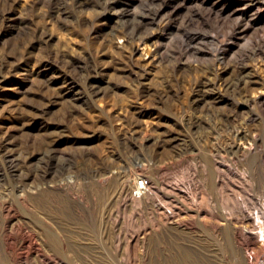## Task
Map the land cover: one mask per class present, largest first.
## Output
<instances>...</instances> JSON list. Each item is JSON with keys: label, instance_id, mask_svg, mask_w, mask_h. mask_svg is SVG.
Masks as SVG:
<instances>
[{"label": "rangeland", "instance_id": "1", "mask_svg": "<svg viewBox=\"0 0 264 264\" xmlns=\"http://www.w3.org/2000/svg\"><path fill=\"white\" fill-rule=\"evenodd\" d=\"M113 1L120 2L115 9L101 5ZM260 2L262 6L255 11L249 8L248 0H0V192H8L19 216L28 211L21 206L16 195L26 189L36 191L33 194L38 197L44 195L48 198L52 195L50 201L55 225L62 231L71 228L66 230L69 233L86 232L88 238L92 237L89 241L82 239L86 243H103L104 239L107 240L105 236L111 239L106 242L113 243L119 229H132L129 233H133L141 225L148 224L153 207L145 201L140 205L130 196L120 195L117 177L133 170L138 180L141 176H149L151 185H154L150 163L155 162L154 159L160 160L156 161L157 164L163 163L174 156L171 150L167 152L164 148L156 150L148 145L137 148L128 137L136 129L140 132L134 133H141L142 138L151 130H155L156 134L169 130L188 139L193 148L200 146L198 150L204 148L202 151L209 153L217 146L230 145L234 130L244 127L249 114L262 115L256 105L255 108L252 105L242 109L238 103L248 97L258 98L264 94V87L249 92L242 85L234 90L224 88L225 82L236 77V63H246L253 76L264 82V0ZM208 8L213 9L211 15ZM222 10L221 15L218 12ZM243 14L245 16L242 17ZM211 16L216 22L221 20L228 23L230 20V25L241 19L243 24L253 23L246 35H234L227 42L230 45L227 54L230 60L227 63L219 61L220 55L216 49L224 37L217 33L219 25ZM150 34L156 36L150 38ZM162 45L170 49V52L165 50L163 60L154 57L156 46L164 49ZM192 55H195V59ZM177 59L180 60L178 64ZM213 68L220 73L218 77L212 74ZM225 68H229L228 72L224 71ZM90 75L93 82L86 81ZM213 78L227 103H193L200 90L198 84ZM72 81L78 83L73 84ZM93 89H99L101 93L90 95ZM214 115L220 118L230 116L233 120L217 122ZM185 117L201 118L202 125L198 129L183 128L180 119ZM132 122L135 123L133 126ZM126 126L131 128L127 130ZM255 126L261 128L260 120L255 122ZM140 154L143 159H140ZM138 156L139 160L135 161ZM181 157L183 163L177 168L178 174L186 172L196 162L189 152ZM189 157L194 161L186 159ZM94 175H100L101 179L99 177L97 180ZM113 180L117 187L112 186ZM62 184L68 188L71 185V190H66ZM48 186H52L49 192ZM74 186L76 193L80 192V188L83 190L77 193L83 197L81 200L69 193ZM94 187L99 193L102 191V195ZM114 189L118 194L113 199L110 196ZM90 190L97 194H91ZM195 192L191 190L192 194ZM204 197L210 208L219 205L213 193L209 192ZM90 198H94V201ZM159 198L158 201L162 200ZM112 203L116 209L111 206ZM96 204L98 207L101 205L100 208L96 209ZM99 211L101 215L105 211L102 215H106L105 219L99 217ZM66 215L70 218L74 216L73 221ZM92 215L97 218L96 226L89 218ZM63 223L70 226L65 227ZM123 226L125 228H119ZM102 228L106 229L105 232H102ZM100 233L102 236L98 235ZM103 236V241H98ZM136 252L132 251L131 255L134 256Z\"/></svg>", "mask_w": 264, "mask_h": 264}, {"label": "bare ground", "instance_id": "2", "mask_svg": "<svg viewBox=\"0 0 264 264\" xmlns=\"http://www.w3.org/2000/svg\"><path fill=\"white\" fill-rule=\"evenodd\" d=\"M260 1L261 0H248L249 8L256 11V9H259V7L262 6V5H260L261 4ZM119 4H120L119 1L107 2L104 4L101 3V5L105 8L111 7L114 9ZM246 7H247V5H246ZM56 8H58V7H56ZM210 8H212V7H210ZM210 8H208V10ZM221 8H222V6H221ZM55 10H58V9H55ZM210 10H211L210 15H211L213 13V9H210ZM257 11H259V10H257ZM60 12H58V13H60ZM222 12H223V10L218 12V13H220L222 15ZM125 13H126V11H125ZM218 13H214V14L216 16H218V15H220ZM205 14H206V12H205ZM255 14H257V12ZM207 15H206V17H209ZM243 16H245V14H243L242 17ZM212 17L213 16H211V19L214 20L215 18H212ZM238 18L241 19V17H238ZM238 18H237V20H238ZM217 19H218V17L216 18V20ZM223 20H224V17H223ZM242 21H243V19H241V21H238L237 23H233L231 25L228 24V23H230V20L228 23L221 22V20L217 21V22L215 21L216 24L219 25V28H220L217 30L218 31L217 33H219L221 36L224 37L223 40H221L219 42V46L217 45L218 48L216 49L217 50L216 52H218V54L220 55L219 61L221 60L223 62L224 61L226 62L228 60L227 54H228V48L230 47V45L227 42L232 39V36L238 35L240 33H245V35H246V32L249 31L250 27L253 24L252 22H248V21H247L248 23L243 24ZM216 24L214 26H217ZM137 28H140V27H137ZM217 28H218V26H217ZM255 29H257V28H255ZM124 30H123V32H126ZM130 31H132V30H130ZM252 31H254V30H252ZM255 32L258 33L257 31H255ZM131 34H133V33H131ZM216 35H218V34H216ZM155 36H156V34H150V38H154ZM236 37H238V36H236ZM217 38H216V40L220 39V38L219 39H217ZM167 41H169V40H167ZM170 41H172V40H170ZM167 43H169V42H167ZM167 43H166V45H168ZM161 44H163V43H161ZM161 44H159V45H161ZM162 46H164V45H162ZM170 47H172V45ZM185 48L188 50V47H185ZM197 48H198V45H197ZM167 49H168V47H165L163 49L161 46H156L155 51H154L155 53L153 52L155 55L154 57L157 58L156 56H158L159 59L160 58L164 59V57H166V56H164L165 53L170 50V49H168V50ZM162 50H164V51H162ZM165 50H166V52H165ZM176 51H178V50H176ZM177 54H179V52ZM190 54H191V52H190ZM194 54H196V53H194ZM215 54H217V53H215ZM256 54H257V52H256ZM187 56H188V54H187ZM192 56L195 59V55H192ZM198 56L196 55V57H198ZM175 58H177V57H175ZM181 58H182V56H181ZM184 60H185V58H184ZM196 60H197V58H196ZM229 60H230V58H229ZM179 61L177 59V64L179 63ZM213 63H214V60H213ZM245 64L244 63H236V68H235V70L233 69L235 71L236 77L232 81L225 82V84H224L225 90H227V91L229 89L234 90L239 85H242L241 87L242 88L244 87L246 92H249L250 90L256 91V90H259L260 88L264 87V82H262L259 79H256V77L253 76L251 68ZM234 65H235V62H234ZM215 66H216V63H215ZM211 67H214V66H211ZM233 68H234V66H233ZM228 69L229 68H225L224 71L228 72ZM86 70H87V68H86ZM209 71H211V70H209ZM212 74L216 75V77H218V75L220 73L218 74L216 72V69L213 68ZM86 81L93 82V78H91V75L86 78ZM72 82H73V84L78 83L77 81H72ZM197 83H199V82H197ZM86 84H87V82H86ZM198 85L200 86V90L198 91V96L196 95L197 98H195L193 100V103L198 104V105L199 104L206 105L207 103L209 104L210 101H212L215 104L222 103L224 101H225V103H227L224 95H222V93H221L222 91L220 92V89H217L218 86H217V82H216L215 78L202 81ZM93 88H95V87H93ZM100 93H101V91L99 89H93L90 91V95H93V96H97ZM83 94H84V92H83ZM238 104L241 106L242 109L250 108L252 105H254L253 108H255V105H256L257 107H259L261 109V111L259 113L261 114V112H262V115L249 114V116L247 117V120L244 121V123H245L244 127L238 128V129L234 128L235 129L234 132L232 129L233 134L231 137H233V141L234 140L235 141L234 142L230 141L232 143L228 146L227 145L226 146H221V145L217 146L215 148V150H213V152L209 151V153H208V152L202 151L204 148L202 150L201 149L198 150L200 147L198 144L196 145V146H199L198 149L193 148L191 146L190 142L188 141V139L183 138V137H179L176 133L169 131V130L161 131L157 134H156L155 130H151V131L147 130L148 131L147 135L145 134V136H143V138H142L141 133L140 134L134 133V131H137V129H136L132 132L133 134L130 133L131 135L129 137L126 136V137H128V140L136 147L137 146L143 147L144 145H148V146L154 147V149H156V150L161 149V148H164L165 151L167 150V152H168V150H171L174 158H171L173 156H170L171 159H169L163 163H162V161L159 162L161 164H159V163L157 164V162H156V161H160V160L154 159L155 162H153V163H150L151 161L150 162L148 161V163L151 164L150 165V171L152 173L151 176L153 178V181H154L153 184L154 185H151L150 180H149L148 187L145 190H140L137 187V180L139 177L138 178L136 177V175H137L136 173H135L136 175H134V173H132L133 170H132V172H130L131 170L129 169L130 173L125 172L126 174L117 177V182H119V192L118 193L120 195L124 194V196H130L134 202L139 203V204L140 203L142 204L143 201L147 202L150 206L153 207V211H152L153 213L150 214V217H151V219H149L150 222L148 224H145V226L141 225V227H139V229H137L135 231L133 230L134 231L133 233H131V232L129 233V231L130 230L132 231V229H130V230L129 229H126V230L123 229L125 231L119 229V231L117 232L118 234L114 237V239L112 241L113 243L106 242V241H108V239H110V236H105V238L107 239L106 241H105V239H104V241L102 240V238H104V236L98 240V241L102 240L103 243H95V242L94 243H91V242L86 243V242H83L82 239H86V241L87 240L89 241V239L92 237L89 236L90 238H88L86 232L84 233L83 230H82L83 233L82 232L77 233V231H76V233H69L66 231L67 229L70 230L71 228L70 229L67 228V229H65V231H64V229L62 231V228H61V230H59L60 227L55 225V222L53 219L54 218L53 214H52L53 209H51V201H50L51 197H52L51 193L48 194L51 196L46 198V197H44V195H42V196L40 195V197L34 195L35 193H37L36 191L30 192L26 189L19 191L17 193L16 197L19 200L21 206L28 211L24 215L19 216V213H18L17 209L15 208L14 204L12 202H10V198L8 197V195H9L8 192L5 190L1 191L0 192V200L2 203L0 204V206H1L0 214H2V220L0 221V264H264V94H260L258 96V98H255V99L250 98V97L245 98L243 101L239 102ZM141 112H144V111H141ZM215 119H217V122L219 120L221 122L223 120L224 121L226 120L228 122L230 119L233 120L230 116H225L224 118H220L218 116H215ZM180 120H181L180 125L183 128H189L190 129L191 127H195L198 129V127H200L202 125V119L201 118L200 119H194L193 117L192 118L191 117L190 118L185 117L184 119H180ZM257 120H260V124H261L260 129H258V126L257 127L255 126V122H257ZM134 122L137 123V121H134ZM128 123H130V122H127V124ZM131 124L133 126L135 123L133 124V122H132ZM127 126H126V128H127ZM130 128H131V126H130ZM130 128L128 127L127 130H129ZM133 129H135V128H133ZM142 131H143V128H142ZM193 133H195V132H193ZM124 134H123V136H124ZM126 134H127V132H126ZM142 134H144V133H142ZM126 137H125V139H126ZM140 139H142V140H140ZM125 143H127V141ZM142 147H141V149H142ZM144 148H145V146H144ZM188 152L193 154V156H194L193 158H195L196 162L191 157L186 158L187 160L190 158L193 159L194 164H192L193 166L186 169L187 170L186 172L178 174L176 172V171H178L177 168L179 169V166H181V164L183 163L182 162L183 158L181 156L182 155L185 156V154L186 153L188 154ZM52 157H53V155H52ZM140 157H141V154H140ZM145 157H146V155H145ZM150 157H151L150 159H152L151 155H150ZM138 158H139V156L135 159V161ZM50 159H52V158H50ZM140 159H143V157H141ZM8 161H10V160H8ZM135 163H137V162H135ZM135 163H133V164H135ZM12 164H15V163H12ZM133 166H135V165H133ZM105 168L107 169V167H105ZM136 168H139V167H136ZM106 169H104V170H106ZM131 169H132V167H131ZM144 170H147V169H144ZM96 171H98V170H96ZM117 171H119V173H121L120 170H117ZM43 173H45V172H43ZM95 173L96 172L94 171V174ZM122 173H124V172H122ZM105 174H106V172H105ZM108 176H109V178L111 177L110 175H108ZM145 176H146V174H145ZM40 177H41V175H39V179H40ZM94 177H96V176L94 175ZM99 177H100V175H99ZM99 177H96L97 180ZM49 178H50V176H49ZM78 179H80V178H78ZM100 179H101V177H100ZM100 179H99V181H100ZM148 179H149V176H148ZM24 181L25 180H23V182ZM41 181L42 180H40V182ZM72 181L73 180H71V182ZM91 182L92 181H90V186H91ZM113 182H114V180L112 181V183ZM95 183L96 182H94V184ZM112 183H110V185ZM113 184H115V183H113ZM113 184H112L113 187H117V185H118V184H115L116 186H114ZM99 185H100V183H99ZM70 186H69V188L66 186H64V187L67 188L66 190H71ZM75 186H74V190H75ZM87 186H89V185L87 184ZM51 187L52 186L47 187L48 192L50 191ZM91 187L93 188V186H91ZM94 188H96V187H94ZM80 189H79V191L83 192V190L81 191ZM101 189H102V186H101ZM116 189H114L112 196L109 195L110 197H113V199L118 194V193H115ZM94 190L97 191V188ZM191 190H194L196 192L194 194H192ZM73 191L72 192L66 191V192L71 193L72 196L74 195L75 196L74 198H76V196H78V198L80 200L83 198L82 196H79L80 192H77L79 194L76 193L77 188H76L75 192H73ZM90 192H91V190H90ZM92 192H91V194H92ZM97 192L95 193V191H94L93 193L97 194ZM103 192H104V190H103ZM209 192L213 193L216 196V198L218 199L217 201L219 202L218 203L219 205L218 206L215 205L214 208L209 207V205L205 199L206 197H204V195L209 193ZM100 193L102 195V191ZM84 194H87V192ZM58 195H60V194H58ZM95 196H89V197H95ZM159 196H160V198H159ZM74 198H72V199H74ZM104 198H105V195H104ZM158 198L159 199L162 198L163 202H160L162 200L158 201ZM65 199H68V198H65ZM89 200H88V202H89ZM92 200L94 201V198H92L91 201ZM104 200H106V199H104ZM111 200H109V201H111ZM212 201H213V199H212ZM214 201L216 202V200H214ZM213 202H212V204H213ZM94 203H96V202H94ZM57 204H59V203H57ZM86 205H88V204H86ZM97 205L98 204H96V206H94V207H96V209L100 208L101 205L99 207ZM113 205L114 204L112 203L111 206H113ZM106 206H107V204H106ZM108 206H110V205H108ZM114 206H113V208H114ZM80 207H81V205H80ZM91 207L92 206H90V208ZM52 208H53V206H52ZM84 208H87V206ZM104 208H106V207H104ZM76 209H77V207H76ZM114 209H116V207ZM81 210H82V208H81ZM98 210H96V212H98ZM66 211H67V209H66ZM78 211H80V210H78ZM86 211L91 213L89 210H86ZM107 211H109V210H107ZM116 212H117V210H116ZM104 213H105V211H104ZM117 214H119V213H117ZM63 215L65 216V212ZM95 215L94 216L92 215V218L89 217L90 220L92 219L94 226L97 225V223H96L97 218L95 217ZM102 215L100 212L99 217ZM69 216H70V214H69ZM69 216H67V217H69ZM67 217H64V219H66ZM72 217L74 218V216H72ZM86 217H87V215H86ZM104 217L102 216V218H104ZM116 217H117V215L115 216V218ZM61 218L63 219V217H61ZM73 218L69 217V219H72V221H73ZM115 218H113V219H115ZM82 219H83V217H82ZM87 220H89V219H87ZM106 220H108L107 217H106ZM62 221H64V220H62ZM77 221H80V220H77ZM83 222H85V220H83ZM59 223H60V221H59ZM65 223H67V221ZM71 223L72 222H70V224ZM74 223H75V221H74ZM86 223H88V222H86ZM68 224L65 226V224L63 223V225L65 227H67ZM70 224H69V226H70ZM60 226H62V225H60ZM113 226H114V224H113ZM119 228H125V227L123 226V227H119ZM93 229L95 230V228H93ZM110 229L112 230L114 228H110ZM105 230L102 232H105ZM92 231H90V232H92ZM94 232H96V231H94ZM94 235H95V233H94ZM98 235H101V233ZM86 236H87V238H86ZM96 238H97V236H96ZM71 240L75 241V242H72ZM109 241H111V239ZM132 251H133V253L138 251L139 254H137V252H136L135 254H137V255L134 254V256H132L131 255Z\"/></svg>", "mask_w": 264, "mask_h": 264}, {"label": "built area", "instance_id": "3", "mask_svg": "<svg viewBox=\"0 0 264 264\" xmlns=\"http://www.w3.org/2000/svg\"><path fill=\"white\" fill-rule=\"evenodd\" d=\"M149 184V179L145 178V177H141L138 181H137V187L140 190H145L148 187Z\"/></svg>", "mask_w": 264, "mask_h": 264}]
</instances>
